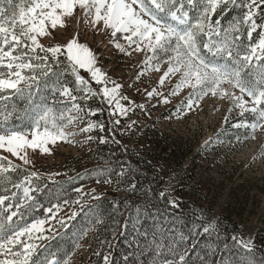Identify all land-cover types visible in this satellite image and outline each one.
Returning a JSON list of instances; mask_svg holds the SVG:
<instances>
[{"label":"snow or ice","instance_id":"6c2138e0","mask_svg":"<svg viewBox=\"0 0 264 264\" xmlns=\"http://www.w3.org/2000/svg\"><path fill=\"white\" fill-rule=\"evenodd\" d=\"M73 20L78 29L108 38L123 56L142 54L135 80L152 71L159 74L156 85L144 84L141 92L135 82L125 86L113 78L99 66L96 52L80 41L78 32L64 43H46L55 39L58 27L64 29ZM165 87L166 93L161 91ZM128 88L147 100L159 98L158 104H167L169 96L190 89L175 113L178 118L193 113L205 97L229 102V112L239 109L240 116L251 113L253 119L232 124L244 133L228 137L227 143L234 149L255 140L257 131L264 133V0H0V149L5 153L29 165V150L51 154L50 146L59 142L119 144L114 137L94 133L118 130L123 118L131 122L121 135L135 127L137 121L130 114L147 109L127 95ZM104 114L106 121L95 119ZM221 135L218 132L215 140L223 144ZM78 136L85 139H75ZM213 142L210 137L205 146ZM259 156H264V145ZM114 157V153L101 155L106 166L87 169L85 174H95L97 184L122 193L110 201L113 212L119 213L137 203L131 197L149 198L155 193L151 185L147 190L141 187L137 176L143 174L130 160L113 162ZM24 172L22 165L0 155V264H71L76 250L83 247L80 241L90 231H98L97 225L107 227L106 216L119 227L115 216L102 208L95 190L84 192L82 186L71 189L79 194L71 201L79 211L58 217L61 198L64 205L70 203L69 191L60 188L53 196L38 172ZM58 175H49V181ZM79 178L77 173L73 179ZM166 197L173 209L179 207L167 190L159 193L160 199ZM41 209L43 218L38 214ZM80 214L86 223L77 221ZM50 220L64 231L56 232ZM130 221L131 214L123 225L125 231L118 235H125ZM196 227L198 231L186 235L175 223L153 228L151 233L133 225L135 246L122 264H264L253 240L233 235L230 246L222 239L218 220ZM200 236L205 237L203 245ZM190 239L191 247H186ZM53 241H58L55 246ZM100 243L111 247L107 239ZM110 256L103 255V264H111Z\"/></svg>","mask_w":264,"mask_h":264},{"label":"rangeland","instance_id":"374dc122","mask_svg":"<svg viewBox=\"0 0 264 264\" xmlns=\"http://www.w3.org/2000/svg\"><path fill=\"white\" fill-rule=\"evenodd\" d=\"M77 32L80 41L87 43L96 52L99 66L113 78L125 86L135 82L141 92L144 84L149 88L156 85L159 74L152 71L146 72L140 81L135 80V74L142 67V54H133L131 58L119 54L108 43V38H102L99 34L93 35L91 30L83 27L78 29L75 20L68 23L64 29L58 27L55 39L46 43H64L77 35ZM161 91L166 93L168 88L165 87ZM189 91L190 89H184L178 96H169V103L158 104L159 98L147 100L143 95H136L135 88H128L127 95L139 103H145L147 111L136 109L134 114H130L131 120L137 121V124L124 135L121 133L131 122L128 118L122 119L118 130H106L104 133L97 131L94 134L119 140L123 158L131 161L133 167L143 174L140 176L141 180L157 188V193L167 190L168 195L178 201L208 208L212 214L209 222L217 217L224 222H232V236L253 241L255 239L256 244L262 242L264 245V156H259L261 145H264V133L257 131L255 140L248 139L242 146L233 149L227 143V138L243 134L244 129H234L232 124L237 123L240 117L252 114L245 113L240 116L239 109L228 111L231 107L229 102L205 97L193 113L178 118L175 113L182 98L186 99ZM226 116L227 124L224 123ZM218 132L223 133L220 139L225 143L216 142ZM210 137L214 142L205 146V141ZM75 139L84 140L85 137L78 136ZM50 147L51 154H40L38 150L33 153L29 150L32 160L29 165H23L22 161L11 157L3 149H0V155L8 156L14 163L22 165L30 172H38L41 177L48 178L53 173H60L53 176L52 180L73 177L89 167L106 166L104 162H100L105 150L104 145L98 141L76 146L59 142L58 145ZM125 148L129 149L127 153L124 152ZM256 156L259 158L254 160L253 157ZM134 157L142 159L143 164L133 162ZM81 177L85 180L92 179V183L83 186L82 191L91 192L94 189L100 200L108 197L109 191L114 188L103 183L97 184L95 174ZM78 196L79 194L72 192L70 203L61 205L57 216L66 217L72 211H77L79 206L71 201L76 200ZM88 202L96 201L89 199ZM49 225L56 232L61 229L55 220H50ZM54 234L46 233L49 236ZM80 243L83 247L76 250L71 264H93L94 261H88V257L91 255L94 258L97 248L90 249L87 239Z\"/></svg>","mask_w":264,"mask_h":264},{"label":"trees","instance_id":"16d2710c","mask_svg":"<svg viewBox=\"0 0 264 264\" xmlns=\"http://www.w3.org/2000/svg\"><path fill=\"white\" fill-rule=\"evenodd\" d=\"M233 14L234 13H231L230 16ZM95 119H101V120L106 121L107 115L106 114L99 115L95 117ZM252 119H253L252 115L248 114L247 117L245 116L240 117L237 121H241V120L251 121ZM104 150L105 151L104 153H102V155L105 157L112 155L113 153L115 154L113 162H115L116 160H126L122 156L123 155L121 151L122 149H121V145L119 144H114V143L104 144ZM134 161L135 163L143 164L142 159L138 157H134L133 162ZM100 162H103V161L101 160ZM96 167L98 166L86 168L84 170H81L79 173L81 174V176L82 175L88 176V174L90 173L85 174L86 170L96 168ZM28 172H30V170L25 169L24 174H27ZM76 176L77 174L70 178H62V179L51 180V181H49V179L46 177H41V178L45 183L49 184V187L52 189L53 196H55L58 193L60 188L67 189L69 191V194L71 195L72 188L81 187V186L83 187V186H86L87 184L92 183V179L85 180V179H82L83 177L79 179H73ZM140 176L141 175L137 176V179L142 181ZM69 180H72L71 184L63 183L64 181H69ZM56 181H60L62 183L56 184L55 183ZM141 187L144 190H147L149 187L148 182L142 181ZM152 191L153 193H155V195L150 194L149 198H144L141 195H136V196L131 197V199L135 200L137 203L134 205H130L128 207H122L121 212L119 213L113 212V209L110 203V201H112L113 199H117L122 196V193L115 191L114 188L111 189V191H109L110 193H108L109 194L108 197H104L99 201L102 203V208L106 210L108 214H112L115 216V220L118 222L119 227H114V222L112 220H108L106 216L105 217V221L107 224L106 228L97 225L96 228L98 229V231H90L88 233L89 237L87 236L86 239L88 241V246L91 245L89 248L93 249V247H96L98 250L97 252L102 253L101 256L95 255L94 258H92V256L90 255L88 257V261H94L93 264H103V255L110 253L111 254L110 256L111 264H122V261L124 260L125 256H128V254L133 251V248L135 246L134 239L136 238L137 233L135 229L133 228V225H135L136 228H140L141 231H148L149 233H151L153 228H156L158 230L161 225H169V224L175 223L178 230L183 231L186 235H193L196 231L199 230L196 227L197 224L208 223L212 218L210 209L202 208L201 206H196L195 204H191L186 201H178L179 207L173 209L171 205L167 203V198L163 200L159 198V193H157V188L152 186ZM41 199L43 200L45 198L41 197ZM62 200L63 198H61V205H63ZM52 202L55 203L56 200L53 199ZM97 202L98 201L93 202V203H97ZM123 203L124 201L121 200L122 205ZM46 206H49V205L46 204ZM77 211H79V209ZM38 214L40 218L44 217L45 215L42 209L39 211ZM129 214H131V221L128 224V229L125 232V235L123 236L118 235L119 232L125 231L123 228V225L125 224V220L126 218H128ZM173 217H176L177 219H173ZM198 217H200V219H197ZM214 220H218L219 222V231L221 233L222 239H226L229 245L231 246L232 245L231 237L233 234L232 233L233 223L224 222L219 217H217ZM77 221L81 223H86V220L84 219L83 214L78 215ZM63 231L64 229H60L58 232H63ZM105 239L110 241L111 247H109L107 244L102 245L100 243V241H103ZM197 239L200 241L201 245H203L205 237L200 236V237H197ZM82 241H85V240H82ZM57 242L58 241H53L52 243L55 246ZM47 243H49V241H47L44 244H47ZM60 243H62L64 247L68 246L67 243H64V242H60ZM191 243L192 241L190 239L187 242L186 247H191ZM254 243H255V239H254ZM255 245L258 250L257 256L264 255L263 243L262 242L258 244L255 243ZM231 250L235 252L237 251V248H232ZM239 250L243 251V249H239ZM92 251L93 250H91V252ZM197 251H199V249H197ZM219 255L220 254L217 253L216 258H219ZM130 259H135V256L130 257Z\"/></svg>","mask_w":264,"mask_h":264}]
</instances>
